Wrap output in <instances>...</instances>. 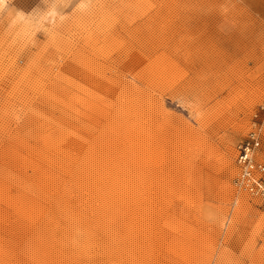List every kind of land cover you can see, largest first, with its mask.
<instances>
[{
  "label": "rangeland",
  "instance_id": "rangeland-1",
  "mask_svg": "<svg viewBox=\"0 0 264 264\" xmlns=\"http://www.w3.org/2000/svg\"><path fill=\"white\" fill-rule=\"evenodd\" d=\"M255 128L264 0H0V264H264Z\"/></svg>",
  "mask_w": 264,
  "mask_h": 264
},
{
  "label": "built area",
  "instance_id": "built-area-1",
  "mask_svg": "<svg viewBox=\"0 0 264 264\" xmlns=\"http://www.w3.org/2000/svg\"><path fill=\"white\" fill-rule=\"evenodd\" d=\"M258 147H260L258 128L251 130L236 144V174L233 183L239 191L257 199L264 209V165L252 161L253 152Z\"/></svg>",
  "mask_w": 264,
  "mask_h": 264
},
{
  "label": "bare ground",
  "instance_id": "bare-ground-1",
  "mask_svg": "<svg viewBox=\"0 0 264 264\" xmlns=\"http://www.w3.org/2000/svg\"><path fill=\"white\" fill-rule=\"evenodd\" d=\"M258 152H259V147L253 152V155H252V161L253 162H258L260 164H263L264 165V162H262L261 160L258 159ZM235 157H236V154H235ZM236 167V166H235ZM238 190V189H237ZM239 191V190H238ZM246 194V193H244ZM247 195V194H246ZM254 200V199H253ZM256 200V199H255ZM258 202V201H257ZM73 238V237H72ZM72 240V239H71ZM76 239L74 238L73 241H75ZM71 242V241H70ZM72 243V242H71ZM80 243V242H79ZM77 245V244H76Z\"/></svg>",
  "mask_w": 264,
  "mask_h": 264
}]
</instances>
